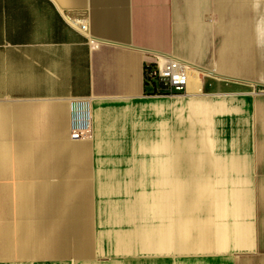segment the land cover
Here are the masks:
<instances>
[{
    "label": "crops",
    "instance_id": "crops-1",
    "mask_svg": "<svg viewBox=\"0 0 264 264\" xmlns=\"http://www.w3.org/2000/svg\"><path fill=\"white\" fill-rule=\"evenodd\" d=\"M169 56L225 65L237 151H185L187 105L214 102L145 93ZM263 99L264 0H0V264H264Z\"/></svg>",
    "mask_w": 264,
    "mask_h": 264
},
{
    "label": "rangeland",
    "instance_id": "rangeland-1",
    "mask_svg": "<svg viewBox=\"0 0 264 264\" xmlns=\"http://www.w3.org/2000/svg\"><path fill=\"white\" fill-rule=\"evenodd\" d=\"M214 67L215 68H210V69L208 68V69L214 70L217 74L224 76V71H225L224 64H219ZM201 73L202 72H200V77L202 81L204 79L206 87L203 91L201 89V94H199V96L196 97L194 101L196 102L206 101L208 103L216 102V104H218L217 101H221L222 99H224V97H226L225 78L217 77L215 75L203 74V73L201 75ZM209 85H211L212 88H210ZM262 104H264V99L262 100ZM206 116L208 115L206 114ZM206 116H204V114H196V115L194 114L193 115L188 110H186V113H185V121L187 122L186 139L191 140L192 142H199V141L202 142L203 144L202 150L207 151V152H215V151L217 152H225V151L233 152L234 151L235 152L237 151V145H235L234 143L240 138V134H239L241 132V129L239 128L241 126L240 121H239L240 117L230 114V113H225V112H221L217 114H214V112H211L210 114L209 112V116L208 117ZM210 118L212 120H216V123H213V122L208 123L207 119L209 120ZM256 120H258L260 124L257 131L259 133V138L261 139V141H263V144L255 146V151L264 152V110L256 114ZM224 131L227 134L226 137L228 139V144L230 147L222 146L223 145L222 138L224 137ZM231 143L234 144L232 145V147H231ZM172 176H173V173H172ZM161 180L162 179L159 178V182H161ZM173 243L174 242L169 241V244H173ZM171 251L172 250H170V252ZM123 253H127V252H123ZM141 253L144 255L147 254L145 252H141ZM102 260L103 259H101L100 261ZM58 263L59 264H65V263L69 264L72 262L69 260L66 261V258H59Z\"/></svg>",
    "mask_w": 264,
    "mask_h": 264
},
{
    "label": "built area",
    "instance_id": "built-area-1",
    "mask_svg": "<svg viewBox=\"0 0 264 264\" xmlns=\"http://www.w3.org/2000/svg\"><path fill=\"white\" fill-rule=\"evenodd\" d=\"M194 68L186 62L169 56L161 63H148L145 67V80L154 82L155 91L162 95L185 92L189 71ZM70 139L83 140L90 137L89 112L87 102L71 103Z\"/></svg>",
    "mask_w": 264,
    "mask_h": 264
},
{
    "label": "bare ground",
    "instance_id": "bare-ground-1",
    "mask_svg": "<svg viewBox=\"0 0 264 264\" xmlns=\"http://www.w3.org/2000/svg\"><path fill=\"white\" fill-rule=\"evenodd\" d=\"M193 67V66H192ZM194 68V67H193ZM201 71V70H200ZM204 72L208 75H215V76H218V77H224V76H221L219 74H217L216 72H214L213 70H204ZM223 79V78H222ZM200 88H201V80H200V77H199V71L196 70V69H193V70H190L189 71V80H188V84H187V91L189 94H201L200 93ZM227 97V96H226ZM224 97V99H222L221 101H217L218 104H216V102H214L213 104V107L215 108V114L217 113H221V112H225V113H228L230 108H229V105H228V100L227 98ZM182 102V101H181ZM222 103V105H221ZM177 107V106H176ZM179 108V107H178ZM143 109V108H142ZM187 109L188 111L191 113V114H204V116H206L207 114V107L206 106H198V107H195V106H192V105H187ZM164 110V109H163ZM154 114V113H152ZM241 116V115H240ZM226 117V116H225ZM194 120V119H193ZM226 120V119H225ZM214 122L216 123V120H214ZM224 122V120H223ZM222 122V123H223ZM232 124V123H231ZM220 127V126H219ZM245 127V126H243ZM221 128V127H220ZM244 129V128H243ZM138 130V129H137ZM202 130V129H201ZM137 132V131H136ZM128 133V132H127ZM234 134V133H233ZM220 136V135H219ZM227 134L226 132L224 131V137L222 138V146L226 147L227 144H228V139H227ZM230 136V135H229ZM183 139V138H182ZM220 139V138H219ZM240 139V138H239ZM246 145V144H245ZM230 147V146H229ZM129 148V147H128ZM193 146L191 145V143L187 140L186 142V145H185V151L186 152H192L193 151ZM176 151V150H175ZM217 152V151H215ZM125 153V152H124ZM141 155V154H140ZM145 156V155H144ZM102 159V158H101ZM156 159V158H155ZM159 159V158H158ZM163 160V159H162ZM158 161V160H157ZM148 162V160H147ZM136 163V162H135ZM137 163H139L137 161ZM149 163V162H148ZM116 164V163H115ZM124 164V163H123ZM163 164V163H162ZM139 166V165H138ZM146 166V165H145ZM161 163H158V164H155V167H154V170L155 172L158 170V171H161ZM129 168V167H128ZM96 169V168H95ZM99 169V168H98ZM105 169V168H104ZM139 170V169H138ZM137 170V171H138ZM141 170V168H140ZM135 171H136V168H135ZM142 171V170H141ZM111 172V171H110ZM142 173V172H141ZM147 173V172H146ZM143 174V173H142ZM139 177V176H138ZM115 179V178H114ZM149 180V179H148ZM108 182V180H107ZM115 182V181H114ZM111 183V182H110ZM143 183V182H142ZM116 184H114L115 186ZM154 187V186H153ZM123 188V187H122ZM139 188V187H138ZM150 188V187H149ZM143 189V188H141ZM153 192V191H152ZM148 193V192H147ZM137 194V193H136ZM163 199V194L161 193H157L155 194V197H154V200H162ZM112 201V200H111ZM114 201V200H113ZM117 201V200H116ZM121 201V200H120ZM124 203V202H123ZM101 204V203H100ZM118 205V204H117ZM121 206V205H120ZM124 208V207H123ZM138 208V207H137ZM102 210V209H101ZM98 216V215H97ZM113 219V218H112ZM149 219V217H148ZM103 220V219H102ZM138 223V222H137ZM140 223V222H139ZM142 223V222H141ZM111 225V224H110ZM141 225V224H140ZM110 231V230H109ZM152 234H162V230L161 229H158V228H155L154 231H151V232H148L145 231V230H141L140 233H139V239L137 241V247H138V251H144V250H150L151 247H150V241H151V235ZM114 236V235H113ZM104 239V238H103ZM93 240V239H92ZM132 242L133 241H129V240H125V239H119L117 241V251L118 250H126V251H129L131 250V245H132ZM26 248V247H25ZM105 249V248H104ZM94 252V251H93ZM23 255V254H22ZM17 257V256H16ZM29 258V257H28ZM20 259V257H19ZM27 259V258H26ZM26 263V262H24Z\"/></svg>",
    "mask_w": 264,
    "mask_h": 264
},
{
    "label": "trees",
    "instance_id": "trees-1",
    "mask_svg": "<svg viewBox=\"0 0 264 264\" xmlns=\"http://www.w3.org/2000/svg\"><path fill=\"white\" fill-rule=\"evenodd\" d=\"M145 93L147 95H159L156 91H155V84L154 82L150 83V82H145Z\"/></svg>",
    "mask_w": 264,
    "mask_h": 264
}]
</instances>
